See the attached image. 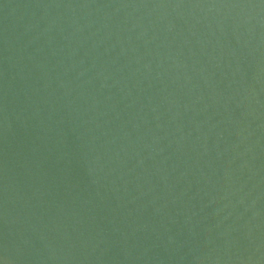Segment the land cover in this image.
Wrapping results in <instances>:
<instances>
[{
  "label": "water",
  "instance_id": "water-1",
  "mask_svg": "<svg viewBox=\"0 0 264 264\" xmlns=\"http://www.w3.org/2000/svg\"><path fill=\"white\" fill-rule=\"evenodd\" d=\"M0 264H264V0H0Z\"/></svg>",
  "mask_w": 264,
  "mask_h": 264
}]
</instances>
